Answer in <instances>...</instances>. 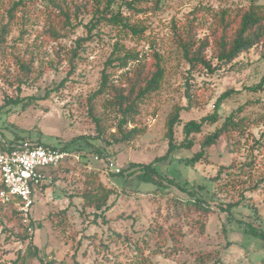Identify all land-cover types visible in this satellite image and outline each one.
Here are the masks:
<instances>
[{
  "label": "rangeland",
  "instance_id": "374dc122",
  "mask_svg": "<svg viewBox=\"0 0 264 264\" xmlns=\"http://www.w3.org/2000/svg\"><path fill=\"white\" fill-rule=\"evenodd\" d=\"M111 2L114 12L130 16L143 32L122 34L101 22L89 35L88 26ZM130 3L142 10L133 11ZM252 4L264 5V0H0V136L58 148L70 145V151L81 154L80 160L72 158L53 173V183L35 197L28 217L0 200V264H39V259L56 264H196L195 252L210 253L221 264H264V240L244 232L248 224L264 229V91L247 89L264 76V50L255 47L213 74L190 72L173 34V26L191 19L197 8L202 9L203 35L214 12ZM61 12L69 16L70 26H64ZM79 39L86 40L75 58ZM154 53L162 57L166 72L160 90L143 102L129 126L140 133L130 143L104 149L95 118H102L108 137L116 133V112L108 96L94 94L107 61L137 55V60L108 66L111 80L121 84ZM207 53L212 58V50ZM188 87L197 92L201 106L181 113L175 128L179 144L184 124L212 114L224 93L236 92L220 102V119L195 135L191 149L178 150L156 165L188 191L200 189L213 211L177 217L175 201L187 198L177 187L163 193L153 183L125 182L113 173L132 163L150 164L167 153L166 120L174 106H187ZM233 113L237 120L249 121L245 132L222 138L207 158L188 166L185 159L200 151L205 137ZM94 174L115 191L102 213L85 208L82 199ZM219 204L235 207L227 213ZM177 233L184 250L167 258L162 250L175 251ZM30 244L38 248V257L29 255Z\"/></svg>",
  "mask_w": 264,
  "mask_h": 264
},
{
  "label": "trees",
  "instance_id": "16d2710c",
  "mask_svg": "<svg viewBox=\"0 0 264 264\" xmlns=\"http://www.w3.org/2000/svg\"><path fill=\"white\" fill-rule=\"evenodd\" d=\"M160 1V0H159ZM114 2L109 3L108 7L100 13L96 23H91L88 26V34L92 36L93 29L101 24L107 22L109 25L115 26L120 33L139 35L143 29L132 23L130 16L124 15L121 11L114 12L112 7ZM130 8L133 11H141L133 3H130ZM64 16V26H70L71 21L68 15L61 12ZM110 17H107L108 14ZM202 9L197 8L191 13V19L183 24H175L173 26L174 42L177 47L182 51L183 57L190 66V72L206 71L208 73H215L223 69L225 66L232 64L242 54L250 51L251 49L262 46L264 50V5L252 4L249 7L238 8H224L219 9L213 13V24L208 28L207 34H201L202 24L199 23ZM90 37V36H89ZM88 38V37H87ZM86 39H79L77 41L78 47L73 51V57H79V50L82 42ZM212 50V58H209L208 51ZM116 54V53H115ZM114 55V54H113ZM137 60V55L126 54L125 57H111L103 71L99 89L94 94V97L108 96V104L116 112V133L110 134L106 137L104 124L102 118H95L98 138L104 149H109L115 144L130 143L140 132L136 127L130 128L129 126L135 122L136 117L140 113L141 105L153 93L160 90L164 77L165 68L162 64V57L159 53H154L149 61L140 63L133 70L128 72V76L121 84H116L110 78L107 72L108 66H114L117 60ZM216 60V64L213 60ZM126 66V62L121 64ZM29 70H27L28 72ZM249 91L259 92L264 91V76L261 81L253 86L247 88ZM236 91L230 90L224 93L215 105V110L212 114L203 117L200 121L191 120L184 124L183 134L184 140L182 143L176 142L175 128L180 124V117L183 111H190L193 108L201 106L200 97L195 90L191 87L186 89L187 106H174L172 112L166 120V133L165 139L168 143L167 153L155 159L150 164L132 163L126 169H120L119 172L113 173V176L125 180L133 178L141 183L155 184L157 189L163 193L169 187H177L182 193L187 195V198L179 197L176 201L175 212L177 217L187 215L191 212L208 214L213 212L212 207L206 201V198L200 196L199 191H188L184 186L182 187L178 182L173 181L164 176V174L156 167L166 161H169L174 154L181 149H191L195 145V135L203 132L204 127L213 125L220 119L218 113V106L220 102L233 96ZM24 100V99H23ZM29 100V98H28ZM33 100V99H32ZM16 100L14 103H18ZM29 102V101H28ZM249 121L245 118L238 119L235 113L226 118L225 122L217 128L214 132L207 135L201 144V149L190 159H185L188 166L194 167L199 162L207 158V153L210 148L215 146L219 140L225 137L234 136V134H243ZM264 136V134H263ZM23 139H14L12 141L19 142ZM258 144H261L259 141ZM70 145L64 147L70 150ZM76 152V151H72ZM77 153H80L77 151ZM100 156H103L101 150H97ZM60 168V167H59ZM56 170L53 171V173ZM224 171H220L218 177L222 176ZM217 177V178H218ZM99 176L94 174L85 183L82 199L84 207L95 210V212L102 213L108 208V203L115 191L98 180ZM155 178L159 181L156 182ZM46 186H42V192ZM203 189V187H201ZM12 205L18 210L16 213L20 214L22 211L14 203H4ZM220 210L231 213L234 205H217ZM23 214V213H22ZM32 224V223H31ZM42 225H39L41 228ZM197 229L201 234L205 232L204 224H200ZM244 232L254 238L264 240V229L256 228L250 224L246 225ZM181 233H177V238L173 237L175 243L174 250L163 249L162 253L165 257L170 258L173 252L184 250L180 246ZM29 255L38 257L39 250L36 246L30 244L28 248ZM196 264H221V259H216L210 253L195 252L193 253ZM143 257V255H142ZM20 258V257H19ZM21 258H24V256ZM39 264H56L54 261H44L39 259ZM74 264H79L76 260Z\"/></svg>",
  "mask_w": 264,
  "mask_h": 264
},
{
  "label": "built area",
  "instance_id": "2783aa9c",
  "mask_svg": "<svg viewBox=\"0 0 264 264\" xmlns=\"http://www.w3.org/2000/svg\"><path fill=\"white\" fill-rule=\"evenodd\" d=\"M72 158L80 160L81 154L38 141L14 142L0 136V200L14 203L28 217L41 187L51 185L53 171Z\"/></svg>",
  "mask_w": 264,
  "mask_h": 264
}]
</instances>
